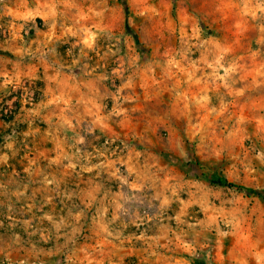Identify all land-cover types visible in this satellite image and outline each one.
<instances>
[{
	"label": "rangeland",
	"instance_id": "obj_1",
	"mask_svg": "<svg viewBox=\"0 0 264 264\" xmlns=\"http://www.w3.org/2000/svg\"><path fill=\"white\" fill-rule=\"evenodd\" d=\"M0 264H264V0H0Z\"/></svg>",
	"mask_w": 264,
	"mask_h": 264
},
{
	"label": "trees",
	"instance_id": "obj_2",
	"mask_svg": "<svg viewBox=\"0 0 264 264\" xmlns=\"http://www.w3.org/2000/svg\"><path fill=\"white\" fill-rule=\"evenodd\" d=\"M11 96H7L4 98L3 100V103L1 104L3 107H4V112H3V115L4 117L8 116L9 114L11 115V111L13 109V106H10L9 102L11 101ZM36 96H39V94L36 93ZM20 103L21 101L19 102H15L13 103L14 105V109H18L20 108ZM16 105V106H15ZM5 112L7 114H5ZM10 118H7V119H12L13 115L9 116ZM215 183H218L220 185H223L224 187H227V188H231V189H234V190H237L241 193H245L246 195H251L254 193V190L250 189V188H247L245 186H242V185H238V184H235V183H232V182H228L227 180L225 179H219V178H215L213 180Z\"/></svg>",
	"mask_w": 264,
	"mask_h": 264
}]
</instances>
